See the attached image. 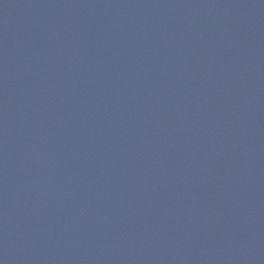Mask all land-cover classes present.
Wrapping results in <instances>:
<instances>
[{"label":"water","instance_id":"obj_1","mask_svg":"<svg viewBox=\"0 0 264 264\" xmlns=\"http://www.w3.org/2000/svg\"><path fill=\"white\" fill-rule=\"evenodd\" d=\"M264 244V0H62Z\"/></svg>","mask_w":264,"mask_h":264}]
</instances>
